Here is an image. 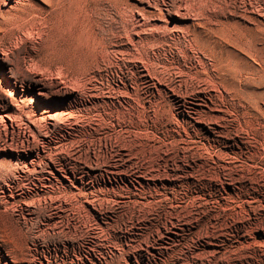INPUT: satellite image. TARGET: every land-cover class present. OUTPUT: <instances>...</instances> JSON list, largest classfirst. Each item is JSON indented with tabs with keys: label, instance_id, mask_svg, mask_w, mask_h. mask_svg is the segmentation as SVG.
Listing matches in <instances>:
<instances>
[{
	"label": "rangeland",
	"instance_id": "obj_1",
	"mask_svg": "<svg viewBox=\"0 0 264 264\" xmlns=\"http://www.w3.org/2000/svg\"><path fill=\"white\" fill-rule=\"evenodd\" d=\"M30 1H0V264H264V0Z\"/></svg>",
	"mask_w": 264,
	"mask_h": 264
},
{
	"label": "bare ground",
	"instance_id": "obj_2",
	"mask_svg": "<svg viewBox=\"0 0 264 264\" xmlns=\"http://www.w3.org/2000/svg\"><path fill=\"white\" fill-rule=\"evenodd\" d=\"M1 1V0H0ZM46 5H48V7H50V9H54V3H53V1L52 0H42ZM13 2L15 3L14 4V6H12V8H14L15 10H20V9H22L23 10V8L26 6V4L27 3H30V5H31V1L30 0H13ZM29 6V5H28ZM33 6V5H32ZM20 88L23 90V92H25V90H26V86L23 84V85H21L20 86ZM30 88V87H29ZM19 91V90H18ZM12 94V93H11ZM17 94V93H16ZM13 94L12 95H9V97H11L12 99H13ZM3 97V96H2ZM26 100H22L21 101V103H22V105L21 104H17V102H16V104H15V101L13 100V104L18 108V109H20V110H23L27 105H26ZM0 108L2 109V108H5V106H3V105H0ZM49 110H47L46 112H50V110H51V108H48ZM54 117H57V115L56 116H54Z\"/></svg>",
	"mask_w": 264,
	"mask_h": 264
}]
</instances>
